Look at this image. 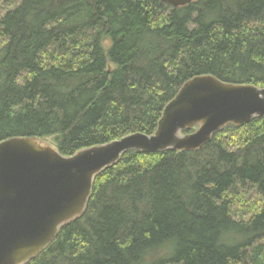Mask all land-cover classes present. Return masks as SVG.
Here are the masks:
<instances>
[{
	"label": "trees",
	"instance_id": "16d2710c",
	"mask_svg": "<svg viewBox=\"0 0 264 264\" xmlns=\"http://www.w3.org/2000/svg\"><path fill=\"white\" fill-rule=\"evenodd\" d=\"M204 75L264 88V0H0V142L69 157L150 136ZM26 264H264V119L197 151L124 153Z\"/></svg>",
	"mask_w": 264,
	"mask_h": 264
},
{
	"label": "water",
	"instance_id": "95a60500",
	"mask_svg": "<svg viewBox=\"0 0 264 264\" xmlns=\"http://www.w3.org/2000/svg\"><path fill=\"white\" fill-rule=\"evenodd\" d=\"M173 8L195 0H160ZM264 119V88L196 76L165 106L154 134L119 140L60 155L35 138L0 142V264H26L80 218L95 177L129 151H197L227 125ZM195 129L182 134L184 130Z\"/></svg>",
	"mask_w": 264,
	"mask_h": 264
}]
</instances>
